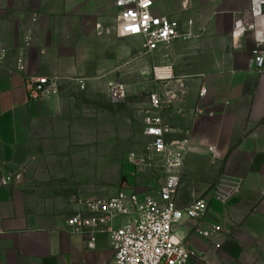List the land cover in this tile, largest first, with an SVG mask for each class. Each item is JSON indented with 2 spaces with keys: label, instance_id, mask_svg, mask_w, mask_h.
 I'll use <instances>...</instances> for the list:
<instances>
[{
  "label": "crops",
  "instance_id": "0c3cea01",
  "mask_svg": "<svg viewBox=\"0 0 264 264\" xmlns=\"http://www.w3.org/2000/svg\"><path fill=\"white\" fill-rule=\"evenodd\" d=\"M154 2L155 15L196 35L139 55L173 67L175 80L156 91L163 100L178 81L186 88L184 97L162 109L172 128L169 140L190 143L176 202L184 208L205 200L208 213L203 221L183 219L175 235L196 253L188 264H264V70H250L253 51L264 49V10L255 29L233 38L237 17L251 10L253 0ZM108 3L118 12L115 0ZM49 5V23H65L67 6ZM5 23L0 19L9 47L0 64V264H111L115 249L106 229L128 218L100 226L93 245V230L69 221L90 217L82 203L122 190L157 196L164 174L131 161L147 146H131L132 119L119 114L126 102L114 104L100 82L58 67L63 50L10 48ZM21 58L24 72L17 70ZM29 76L57 77L59 93L31 100ZM145 105L138 133L147 143L150 97ZM121 137L129 145H120ZM211 227L218 230L209 238L197 232Z\"/></svg>",
  "mask_w": 264,
  "mask_h": 264
},
{
  "label": "built area",
  "instance_id": "2783aa9c",
  "mask_svg": "<svg viewBox=\"0 0 264 264\" xmlns=\"http://www.w3.org/2000/svg\"><path fill=\"white\" fill-rule=\"evenodd\" d=\"M115 6L118 10L117 35L120 38L142 40L145 53L155 52L177 40L196 37L191 31L183 29L179 21L155 15L154 0H115ZM263 10L264 0H253L251 10L237 17L233 38L242 36L248 29H255L258 19L263 16ZM187 25L193 27V21L190 20ZM1 36L0 27V64H4L9 50ZM17 70L25 71L22 58L17 63ZM250 70L258 73L264 70V49L253 51ZM153 75L155 82L159 84L175 80L173 67L169 65L154 66ZM58 80L57 77L29 76L25 81L29 98L42 100L56 96L59 93ZM79 83L84 90V82ZM178 83L177 89L167 92L165 100L156 92L150 95L151 109L145 119L144 132L149 138L146 153L142 156L135 153L131 155V161L137 166L153 168L164 174L165 183L158 195H141L139 191L122 190L114 198L82 203L90 217L78 214L69 221V225L77 229L91 228L93 245L100 226L120 218H128L120 227L106 229L115 249L111 264H188L196 256L193 250L176 237L175 226L185 218L203 221L208 213V203L205 200H195L184 208L178 206L176 196L181 181L180 172L190 151V143L188 140H169L172 128L162 117L164 106H169L186 95L184 84L181 81ZM201 94L205 95V90ZM109 99L116 105L125 103L128 99L127 86L120 81L111 83ZM210 151L214 152V148H210ZM3 184L7 185L8 182L4 181ZM217 230L216 227L207 230L198 228L197 232L209 238Z\"/></svg>",
  "mask_w": 264,
  "mask_h": 264
},
{
  "label": "rangeland",
  "instance_id": "374dc122",
  "mask_svg": "<svg viewBox=\"0 0 264 264\" xmlns=\"http://www.w3.org/2000/svg\"><path fill=\"white\" fill-rule=\"evenodd\" d=\"M56 1L68 8L61 15L67 18L63 24L49 23L47 8ZM117 14L108 0H0V19L6 22L10 48L63 50V56L57 57L58 67L61 64L74 71L76 78L100 82L108 97L111 83L120 81L127 86L128 99L119 114L132 119L131 146L135 149L148 145L139 137V122L145 103L160 84L153 75L155 57L139 59L144 54L142 40L117 35ZM119 144L129 142L121 137ZM122 156L117 152V160Z\"/></svg>",
  "mask_w": 264,
  "mask_h": 264
}]
</instances>
